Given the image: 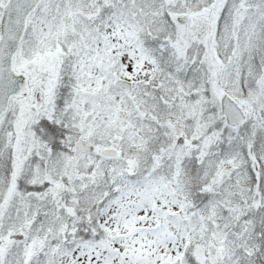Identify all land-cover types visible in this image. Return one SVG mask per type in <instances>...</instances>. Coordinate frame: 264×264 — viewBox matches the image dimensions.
Instances as JSON below:
<instances>
[{
    "label": "snow or ice",
    "instance_id": "1",
    "mask_svg": "<svg viewBox=\"0 0 264 264\" xmlns=\"http://www.w3.org/2000/svg\"><path fill=\"white\" fill-rule=\"evenodd\" d=\"M0 264H264V0H0Z\"/></svg>",
    "mask_w": 264,
    "mask_h": 264
}]
</instances>
